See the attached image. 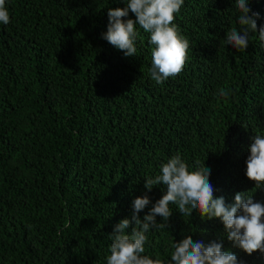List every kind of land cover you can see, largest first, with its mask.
I'll return each instance as SVG.
<instances>
[{"label": "trees", "instance_id": "16d2710c", "mask_svg": "<svg viewBox=\"0 0 264 264\" xmlns=\"http://www.w3.org/2000/svg\"><path fill=\"white\" fill-rule=\"evenodd\" d=\"M126 3V0H125ZM123 0H6L0 24V264H107L109 235L148 195L142 220L166 193L148 192L168 159L205 165L215 197L246 192L254 135L264 136V41L246 50L224 39L240 29L235 0H184L174 23L189 41L182 72L151 79L150 34L139 25L135 56L105 39L108 10ZM264 25V0H250ZM135 20L129 12L125 19ZM223 90L226 95H220ZM264 187V185H261ZM150 229L145 255L171 264L173 242L217 241L242 264H264L227 240L218 219L177 211ZM131 232V228L127 230Z\"/></svg>", "mask_w": 264, "mask_h": 264}, {"label": "clouds", "instance_id": "9594fccd", "mask_svg": "<svg viewBox=\"0 0 264 264\" xmlns=\"http://www.w3.org/2000/svg\"><path fill=\"white\" fill-rule=\"evenodd\" d=\"M183 3L184 0H126V7L108 10V29L102 38L122 51L125 57L135 56L136 26L139 25L150 34L149 43L153 46L151 79L162 84L179 75L188 59L189 41L174 23ZM249 4L250 0H235L240 13V29L231 28L224 39L239 51L247 49L250 32H258L259 39L264 41V25L258 28L259 13L252 12ZM129 12L134 14L135 20L125 19ZM9 23L6 0H0V24ZM220 95L226 93L221 90ZM249 151L245 175L255 188H264L261 187L264 185V136L254 135ZM209 177L210 170L205 165L189 171L188 164L179 153L162 164L158 175L145 179L144 187L150 192L158 185H165L166 193L142 220L138 214L151 201L147 194L133 200L131 217L119 221L109 235L112 242L107 264H165L159 257L153 259L144 253L150 229L165 227L157 217L161 221H168L171 217L170 204L178 205L177 211L182 217L198 213L202 219L220 220L227 240L233 246L249 256L257 252L264 255V203L254 201L247 191L235 193L234 202L226 203L224 197H215ZM129 228L130 233L127 231ZM170 260L171 264H242L232 251L223 250L222 242L213 241L205 245L200 241L194 242L190 236L173 242Z\"/></svg>", "mask_w": 264, "mask_h": 264}]
</instances>
